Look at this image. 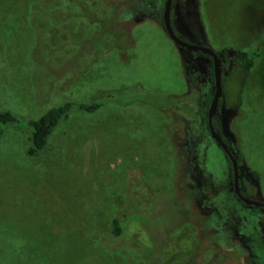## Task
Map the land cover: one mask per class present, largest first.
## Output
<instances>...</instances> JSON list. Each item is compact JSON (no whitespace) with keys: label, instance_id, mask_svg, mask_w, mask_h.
<instances>
[{"label":"rangeland","instance_id":"obj_1","mask_svg":"<svg viewBox=\"0 0 264 264\" xmlns=\"http://www.w3.org/2000/svg\"><path fill=\"white\" fill-rule=\"evenodd\" d=\"M163 2L0 0V112L35 118L133 84L173 96L174 109L108 102L72 113L34 157L27 131L8 128L0 264H183L192 252V264H264V210L233 199L229 164L205 127L211 62L167 38ZM170 19L180 40L228 52L214 126L242 156L244 195L264 202V0H172ZM257 46L237 109L233 51ZM133 215L114 238L112 220Z\"/></svg>","mask_w":264,"mask_h":264},{"label":"trees","instance_id":"obj_2","mask_svg":"<svg viewBox=\"0 0 264 264\" xmlns=\"http://www.w3.org/2000/svg\"><path fill=\"white\" fill-rule=\"evenodd\" d=\"M261 45L264 46V42ZM262 46H257L252 51H239V50L233 51V59L235 64L237 65L236 76L238 77L237 88L234 94L235 107L237 109H239L242 106V91L245 84V77L254 68L255 63L259 58V53L261 50H263ZM181 51L190 54L193 57L200 55L203 59H208L210 61V59L207 56H203L200 53H189L185 50H181ZM217 56L221 61L222 70L228 69V64H229L228 52L226 50H222L219 54H217ZM212 92H213V88L209 97V102L212 96ZM154 93L155 92L152 93L149 90L142 88L138 84H133L113 91L97 92L90 98L80 101L64 99L61 102L52 105L51 107L46 109L42 114H40L35 118H21L10 111L0 112V138L3 136L4 132L11 127L27 131V146L25 149V155L27 157H34L45 148L47 141L51 137L53 132L59 127V125L62 122L66 121L69 115L72 113H77L82 115H92L101 108H103V106H105L108 102L109 103L114 102V104L120 107H126L137 103V104H143L145 106H150L157 111L174 110L170 104L171 102L170 99L173 96L164 93H160V94L159 93L154 94ZM154 95L156 98L154 97ZM49 97H50L49 93L48 94L46 93L45 96H43L44 102L40 104H45ZM239 116H243V114L239 113ZM229 150L233 152L230 148ZM233 155L238 163L239 184H240V190L243 194V190L241 187L242 186L241 167L239 164L242 159V156L241 154L234 152ZM172 157H174V152H172ZM202 170L203 169H201L199 172H201L204 175H207L204 176L205 178H202L200 180L202 184L201 185L202 189L204 190L203 193L205 194V197H207L206 196L207 186L209 185V181L212 180L210 179V177H208L209 173L206 174L207 172ZM249 175L251 176V178L255 180L258 177V174L256 172H250ZM230 176H231V168H230ZM224 179H226L225 182L226 194L229 197V194L227 192L228 179L226 176ZM233 199H235L240 205L243 206V204L240 203L235 197H233ZM216 202L217 201H214L213 204L218 209L220 205ZM250 208H253V210L256 212L264 210L255 207H250ZM125 218L126 220L123 221L119 219L112 220L111 228L114 238H118L121 235V232L123 231L126 222L134 218V215L129 217L125 216ZM192 254L191 255L187 254V258L183 260V264H192L191 262ZM159 264H169V263H164L160 261Z\"/></svg>","mask_w":264,"mask_h":264},{"label":"water","instance_id":"obj_3","mask_svg":"<svg viewBox=\"0 0 264 264\" xmlns=\"http://www.w3.org/2000/svg\"><path fill=\"white\" fill-rule=\"evenodd\" d=\"M171 1L172 0H164L161 14L162 27L167 38L179 51L185 50L189 53H200L203 56H207L211 61L213 92L206 110V128L210 138L215 143L216 147L222 151L223 155L230 164L233 196L244 206L264 209V202L251 200L241 193L239 185L238 163L233 155V152H231L228 146L223 142L222 138L215 131L213 125V118L217 114L219 100L222 97L221 61L219 60L217 54L210 48L188 44L180 40L175 35L170 21Z\"/></svg>","mask_w":264,"mask_h":264},{"label":"flooded vegetation","instance_id":"obj_4","mask_svg":"<svg viewBox=\"0 0 264 264\" xmlns=\"http://www.w3.org/2000/svg\"><path fill=\"white\" fill-rule=\"evenodd\" d=\"M171 5H172V1H171ZM163 9V8H162ZM170 12H171V9H170ZM170 21H171V19H170ZM190 57H192V58H194V59H198V58H202L200 55L199 56H196V57H193L192 55H190V54H188ZM221 73H222V67H221ZM212 79H213V76H212ZM220 101V100H219ZM218 106H219V104H218ZM207 110V109H206ZM216 115H218V111H217V114ZM215 115V116H216ZM218 117V116H217ZM215 118V117H214ZM214 118H213V125H214ZM205 127H206V112H205ZM206 130H207V128H206ZM216 131V130H215ZM207 133H208V131H207ZM209 135V134H208ZM210 137V136H209ZM224 142V141H223ZM225 143V142H224ZM226 144V143H225ZM227 145V144H226ZM228 146V145H227ZM229 147V146H228ZM220 150V149H219ZM222 152V151H221ZM223 154V153H222ZM225 157V156H224ZM240 185V184H239ZM242 187V186H241ZM231 189H232V176H231ZM241 191V190H240ZM242 193V192H241ZM232 195H233V193H232ZM243 195H244V192H243ZM245 196V195H244ZM234 197V196H233ZM246 197V196H245ZM244 206V205H243ZM244 207H247V206H244ZM251 207V206H250Z\"/></svg>","mask_w":264,"mask_h":264}]
</instances>
